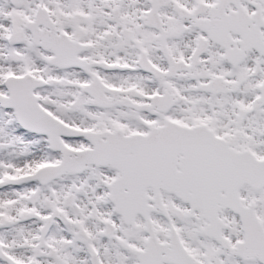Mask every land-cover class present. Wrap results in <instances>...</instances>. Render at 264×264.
I'll return each instance as SVG.
<instances>
[{
  "label": "snow or ice",
  "instance_id": "obj_1",
  "mask_svg": "<svg viewBox=\"0 0 264 264\" xmlns=\"http://www.w3.org/2000/svg\"><path fill=\"white\" fill-rule=\"evenodd\" d=\"M0 264H264V0H0Z\"/></svg>",
  "mask_w": 264,
  "mask_h": 264
}]
</instances>
